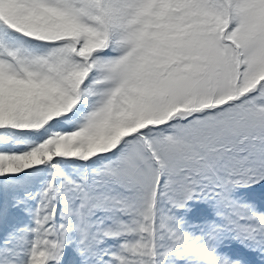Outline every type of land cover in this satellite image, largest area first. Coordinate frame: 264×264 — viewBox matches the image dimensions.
I'll return each mask as SVG.
<instances>
[{"label":"snow or ice","instance_id":"snow-or-ice-1","mask_svg":"<svg viewBox=\"0 0 264 264\" xmlns=\"http://www.w3.org/2000/svg\"><path fill=\"white\" fill-rule=\"evenodd\" d=\"M0 264H264V0H0Z\"/></svg>","mask_w":264,"mask_h":264}]
</instances>
